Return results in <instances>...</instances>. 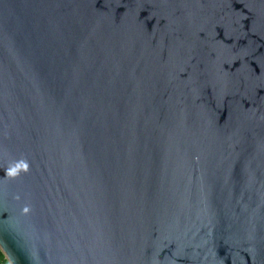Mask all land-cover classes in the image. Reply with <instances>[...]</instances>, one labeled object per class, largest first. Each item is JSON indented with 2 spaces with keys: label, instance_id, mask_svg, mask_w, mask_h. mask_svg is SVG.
<instances>
[{
  "label": "water",
  "instance_id": "1",
  "mask_svg": "<svg viewBox=\"0 0 264 264\" xmlns=\"http://www.w3.org/2000/svg\"><path fill=\"white\" fill-rule=\"evenodd\" d=\"M0 251L264 264V0H0Z\"/></svg>",
  "mask_w": 264,
  "mask_h": 264
},
{
  "label": "clouds",
  "instance_id": "2",
  "mask_svg": "<svg viewBox=\"0 0 264 264\" xmlns=\"http://www.w3.org/2000/svg\"><path fill=\"white\" fill-rule=\"evenodd\" d=\"M21 170L23 172H27L29 170V164L26 160H19L15 163L14 166L8 167L5 169L6 176L8 177H16L20 174ZM16 199H19V196H16ZM29 205H25L23 207V213L29 212Z\"/></svg>",
  "mask_w": 264,
  "mask_h": 264
},
{
  "label": "trees",
  "instance_id": "3",
  "mask_svg": "<svg viewBox=\"0 0 264 264\" xmlns=\"http://www.w3.org/2000/svg\"><path fill=\"white\" fill-rule=\"evenodd\" d=\"M0 264H9L1 251H0Z\"/></svg>",
  "mask_w": 264,
  "mask_h": 264
}]
</instances>
